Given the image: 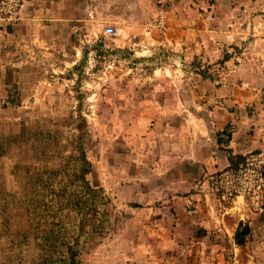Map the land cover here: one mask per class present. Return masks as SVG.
Wrapping results in <instances>:
<instances>
[{
  "label": "crops",
  "instance_id": "0c3cea01",
  "mask_svg": "<svg viewBox=\"0 0 264 264\" xmlns=\"http://www.w3.org/2000/svg\"><path fill=\"white\" fill-rule=\"evenodd\" d=\"M167 2L165 30L148 33L146 23L157 12L154 0H24L15 22L0 21V108L13 111L31 97L27 87L35 78L31 71L35 53L39 56L52 47L64 59L70 37L85 35L89 22L114 23L125 35L140 36L120 44L104 37L101 44H89L88 53L118 55L125 46L131 49L132 41L141 60L143 52H153L151 60L169 55L177 68L190 70L183 80L192 78L197 84V90H190L206 100L202 109L208 116L206 138L194 155L187 148L179 151L175 144L169 159L152 168V177L145 178L137 169L138 180L123 187L136 199L132 201L140 203L128 204L127 219L129 227L138 230L140 255L154 259L153 264H241V251L248 246L246 260L261 264L264 205H248L242 196L222 202L209 194L202 177L236 165L245 153L264 147V0ZM72 48L70 63L77 66L83 47ZM131 81L129 75L110 76L109 98L129 95L126 86ZM144 95L148 96L146 91ZM152 107L144 101L138 114L149 117L157 111ZM158 112L174 115L166 104ZM170 138L175 140L176 133ZM239 226L248 227L241 244L235 236Z\"/></svg>",
  "mask_w": 264,
  "mask_h": 264
},
{
  "label": "rangeland",
  "instance_id": "374dc122",
  "mask_svg": "<svg viewBox=\"0 0 264 264\" xmlns=\"http://www.w3.org/2000/svg\"><path fill=\"white\" fill-rule=\"evenodd\" d=\"M102 24L91 21L85 35H72L64 59L52 47L35 53L31 97L13 111L0 108V133L10 139L0 155V264H65L72 244L77 264L154 262L140 255L138 230L127 222L128 204L140 203L123 187L138 180L137 169L152 177V168L169 159L175 144L192 154L202 147L206 100L192 94L197 84L183 80L190 70L177 68L168 54L151 60L153 52H143L141 60L132 41L118 55L88 53L89 44L104 42ZM116 29L115 44L140 37ZM75 44L83 47L77 66L70 63ZM123 75L132 77L126 86L131 93L109 98V77ZM149 76L154 78L144 82ZM144 101L157 109L155 115L138 114ZM165 104L174 115H157ZM80 148L92 164L85 178L95 192L78 175ZM249 250L243 246L239 263L250 264Z\"/></svg>",
  "mask_w": 264,
  "mask_h": 264
},
{
  "label": "built area",
  "instance_id": "2783aa9c",
  "mask_svg": "<svg viewBox=\"0 0 264 264\" xmlns=\"http://www.w3.org/2000/svg\"><path fill=\"white\" fill-rule=\"evenodd\" d=\"M157 9L156 15L148 19L146 31L156 30L161 33L165 30V12L167 0H154ZM24 0H0V21L15 22L19 18ZM89 18L93 16L91 9L86 10ZM117 29L113 24L104 23L102 36L116 38ZM206 182L208 192L222 202L231 203L237 196H242L244 203L256 208L264 205V147L258 151L245 153L242 160L231 166L219 168L205 173L202 177Z\"/></svg>",
  "mask_w": 264,
  "mask_h": 264
},
{
  "label": "trees",
  "instance_id": "16d2710c",
  "mask_svg": "<svg viewBox=\"0 0 264 264\" xmlns=\"http://www.w3.org/2000/svg\"><path fill=\"white\" fill-rule=\"evenodd\" d=\"M13 138V137H12ZM9 137L8 135H4L0 133V155L4 154L8 148V141H9ZM79 159V166H77V171H78V175L82 180V184L85 185L86 187H88V190L90 192H95L96 189H93L90 187L88 180L85 178V174L88 172H90L92 164L88 161L87 157L85 156V152L83 150V148L79 149V155L77 156ZM248 227L244 226L243 227V234L247 231ZM53 230H50V232H52ZM236 236V240L238 243H243V241L241 240V237H238L237 234H235ZM56 235L55 238L56 239ZM76 242V241H75ZM74 245L72 244L71 246H67L65 249V264H77L78 263V259L76 258L77 256V250L73 247ZM67 261V262H66Z\"/></svg>",
  "mask_w": 264,
  "mask_h": 264
},
{
  "label": "water",
  "instance_id": "95a60500",
  "mask_svg": "<svg viewBox=\"0 0 264 264\" xmlns=\"http://www.w3.org/2000/svg\"><path fill=\"white\" fill-rule=\"evenodd\" d=\"M236 234L238 237H241L242 234H243V226H239L237 231H236Z\"/></svg>",
  "mask_w": 264,
  "mask_h": 264
}]
</instances>
